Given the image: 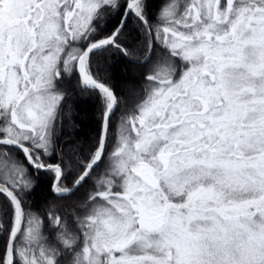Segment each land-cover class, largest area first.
<instances>
[{"label": "snow or ice", "instance_id": "snow-or-ice-1", "mask_svg": "<svg viewBox=\"0 0 264 264\" xmlns=\"http://www.w3.org/2000/svg\"><path fill=\"white\" fill-rule=\"evenodd\" d=\"M0 264H264V0H0Z\"/></svg>", "mask_w": 264, "mask_h": 264}, {"label": "trees", "instance_id": "trees-1", "mask_svg": "<svg viewBox=\"0 0 264 264\" xmlns=\"http://www.w3.org/2000/svg\"><path fill=\"white\" fill-rule=\"evenodd\" d=\"M114 74L116 79L120 80L124 74V65L122 63L115 64ZM75 99H77L79 103L73 106L76 109L73 117L76 123V128L73 129L72 132L76 141L83 144L88 141L90 137L95 135L97 125V108L93 103L80 100L79 97ZM48 195L49 193L47 192V188L41 187L34 194V199L40 202L45 196Z\"/></svg>", "mask_w": 264, "mask_h": 264}]
</instances>
